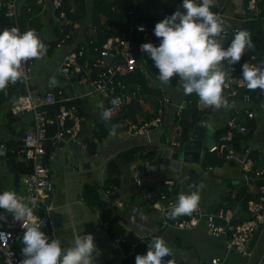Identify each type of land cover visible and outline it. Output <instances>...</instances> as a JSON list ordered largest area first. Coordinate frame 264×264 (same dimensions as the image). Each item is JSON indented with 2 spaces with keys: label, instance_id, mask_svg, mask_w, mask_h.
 Returning a JSON list of instances; mask_svg holds the SVG:
<instances>
[{
  "label": "built area",
  "instance_id": "built-area-1",
  "mask_svg": "<svg viewBox=\"0 0 264 264\" xmlns=\"http://www.w3.org/2000/svg\"><path fill=\"white\" fill-rule=\"evenodd\" d=\"M44 1L37 0L40 5H44ZM259 2L260 0H248L247 10L258 14L260 11ZM18 3L19 0H0V9L6 8L5 15L7 18L13 20L12 27H17L21 32L18 22ZM62 5L63 0H53L54 9L58 10L62 8ZM134 12L135 7L130 9L129 14L134 15ZM172 14L174 13H169L167 17ZM66 18V12L61 10L58 14V19L61 21L59 25L60 30L56 38V45L58 47L69 43V40L72 42V34L66 32L64 24ZM163 19L165 18L158 19L149 24L133 16L126 29L119 35L108 37L102 43L97 38V28L92 27L93 36L86 39L84 44L77 45L65 56L61 67L64 75L75 74L81 85L87 88L92 87L93 92L99 95L102 107L112 109V116L123 117L129 104L144 103L146 100L147 95L145 92L143 93L142 85L140 83H130L128 79L137 72L143 74L147 79L151 75V59L146 53L141 51V45L152 43L155 46H159L161 41L155 36L154 29L155 25ZM12 27H9L5 20H0V33ZM140 28H143V31ZM238 30H240L239 27H228L227 35L224 39L231 34H235ZM224 47L226 49L228 46L224 45ZM247 55L250 58L256 57L255 53L247 50L242 56L245 59L241 61V66L244 63L258 66L255 61L248 60ZM152 63L154 62L152 61ZM34 64L35 59L27 62L24 66L26 78L16 83L21 86V92L16 103L12 106V113L14 115H24L27 111H33L35 120L31 128L25 131L20 143L13 146L1 144V147L19 159L32 163V170L21 174L19 181L26 185L28 192L27 202L29 206L34 205V218L38 225L42 227L51 225L55 209L51 196L55 190V184L49 165L54 157L53 153H48L49 142L53 148H62V142L76 143L79 141L83 118L78 114L75 105L69 107L65 104L78 98L75 94L67 95L64 88H51L43 95H39L37 90L31 88V73ZM233 66L228 63H224L223 65V70L230 77L228 86L224 88L226 97L230 105L234 106L233 110L235 113L241 112L235 106L240 101L245 104L244 113L246 118L255 119L256 112L251 105L254 94L258 89L249 91L242 79V70L234 73ZM172 81L180 80L178 76H174ZM11 86L13 84H9L7 89L4 90L6 95H8ZM240 96H242V100H239ZM114 98H119V105L111 103ZM157 100L160 106L157 109L156 115L148 121L128 123V133L133 135H149L153 128L161 126L165 114L163 105L172 103V99L170 96L164 95ZM57 104H60L59 111L55 115H49L48 109ZM182 107V105L179 106L180 111ZM69 121L71 122L70 124ZM200 123L206 127L208 125L204 120ZM51 125L57 126L53 135H49V126ZM228 125L235 130L236 134L238 133L243 136H246L251 131L245 122L230 120ZM178 129L181 128L179 127ZM213 135L215 143L212 147L206 149L207 153L237 163L243 173L245 184L247 186H256L257 196L247 201L249 218L235 223L233 222L234 210L232 208H220L214 211L205 209L198 204L197 209L192 213L190 218L169 219L163 214V226L192 230L204 225L209 235L216 238L226 237V249L228 251L234 250L244 256H249V243L260 225L263 226L262 233H264V164L262 166L259 165L260 162L264 163V148L254 147L251 140H242L241 148L237 149L233 134L216 136L213 130ZM94 142L97 143L98 140ZM177 144L175 141L172 142L174 147ZM87 148V144H84L83 149L87 150ZM253 152H256V157L252 156ZM47 156L48 159L46 158ZM209 169H212V166H209ZM136 184L143 188L146 199L153 201L151 203L152 207H156L159 204L164 209V213L178 200L173 193L175 186L173 179L166 181L168 190L160 192L157 199H154L153 192L145 188L142 177H137ZM120 204H123V202ZM108 226V223L104 224L105 228H108ZM24 231L21 222L15 220L13 225L11 222L9 228H0V233L10 234V238L0 239V261L3 264H21L24 257L15 250L14 245L20 233ZM154 237H157L156 234L150 232L146 237H142L141 241L148 240V247ZM210 263L224 264L220 257L212 258ZM256 264H264V254Z\"/></svg>",
  "mask_w": 264,
  "mask_h": 264
},
{
  "label": "crops",
  "instance_id": "crops-1",
  "mask_svg": "<svg viewBox=\"0 0 264 264\" xmlns=\"http://www.w3.org/2000/svg\"><path fill=\"white\" fill-rule=\"evenodd\" d=\"M125 1H129V0H124L123 2ZM261 1L262 0H260V2ZM22 6L23 5L20 4L19 13L22 10ZM213 6L217 7L215 14L224 18V21L228 25H230V27H239L240 30H246L249 33H251L253 44L257 40L264 41V33H263L264 5L263 6L260 5V11L258 14L248 11L247 4L245 3L244 0H214ZM40 8L41 10L38 14V24H37L39 25V27L36 31L35 30L34 31L36 33H39L42 32L43 29H46L47 31L46 33L48 35L49 33H51L50 35H53V37L50 40L46 39V37L48 36L42 37L43 42L46 41L45 43L48 44L47 48H48V52L50 53L53 50V48L50 46V43L56 42V38L59 35V31L56 33L54 27L59 28L61 21L58 19V14L62 10V8L58 10L54 9L53 0H45L44 5H41ZM171 9H167V10H171ZM167 10L156 15L161 17L167 13ZM90 19H91L90 13H88L86 21H84L83 23L82 22L74 23V27L77 28L78 32L74 34V36L72 37V42H69L61 47L57 46V48L62 49L60 53L61 56L59 62L60 66L58 64V66L55 68V71H57L60 76V81H61L60 84L55 83L54 85H50L51 80H46L47 86L44 91L38 90L36 85L35 87H32L31 85V88L33 90H37L39 95H43L47 90L51 88H64L67 95L75 94L76 96H78V98L67 102L70 105L65 103L69 107L75 105L77 107L78 114L83 118L82 130L80 133L79 141H77L76 143L75 142L66 143L70 149V151H66V153H70L71 155L74 156V163H77L79 158L78 156L80 153H83L84 155H88V157L92 159V161L83 162L84 164L80 162L79 164L81 170L85 171L86 168H88L87 170L92 172L96 164H99L100 167H104V170H106V172L109 173L108 172L109 163L115 161V159L118 156H120V153H123L124 151L127 150L135 151V154L133 155L129 163L126 162L125 159L119 160L120 184L118 186L116 185L105 186V180L107 177H105L103 182H101V184L98 185V187L93 184L91 185L96 187L99 193H101L100 191L101 188L102 190H105L106 194H108L104 196V198H102V195L100 194V200H99L100 202L97 204V206L94 207V208H98L95 214L99 217L100 220L103 221V227L104 224L107 223L106 221H104L102 215V213H105L107 217L111 216L113 219L117 220V223L125 229L124 233H122L118 229L109 230L108 229L109 226H108V228L104 227L105 230L104 234L93 235L94 238L97 237L103 238L102 242L97 245L98 247L110 246V248H107L104 252H100L101 254L98 257L96 264H108L107 260L103 257V255L109 253H115V252H118L116 255L115 264H121L122 261L126 258V256L135 253V249L136 252L138 253V251L140 250L138 246L140 242H143V240L141 241L142 237H146V235L150 232L155 233L157 237H162L171 249V255L166 256L164 258L165 263L171 260L173 264H199V263L207 264L210 263L212 258L220 257L223 260L224 264H229L228 253L224 257H221L220 254L215 255V253H217L218 251L211 252L210 254H206L204 252L205 246L201 245L200 240H193V239L182 240L180 238V235L175 232V230H188V229H176L173 227L163 226L162 219H163V214L165 213L160 209H158L157 207H152L151 205L152 202L151 200L146 199L143 188L136 184L137 177L138 176L142 177L145 188L154 193V199H157L160 192L168 190L166 181L170 179H173L175 181L174 191L177 198L181 193L183 194H191L192 192L199 193V190H195L189 181L187 182L186 185L188 189L183 190L182 189L183 186L181 184H178V181L173 177L174 172L180 171L183 168L184 163H188V162H182L178 168L168 166L159 169L158 172L149 174L147 176L144 175V164L150 163L152 161H157L159 157L164 153V151H166L168 148L171 149V155H170L171 158H173L174 160H178V153L179 151L183 150L182 148L184 143H182L181 141V137H180L181 129H178L179 127L181 128V126L180 123L176 121V116L180 111L179 106L180 105L185 106L187 104L185 99H183L185 97V94L183 93V98H181L182 96H180L179 98L176 97V99L174 100L176 102L165 105L164 119L160 127L153 128L149 135H133L127 132L128 123L130 122L141 123L152 119L156 115L157 109L160 106L159 103L157 102L158 90L166 91L167 93L165 95H168L170 97L171 95L169 93H173L170 85L161 84V82L158 79V74H155L153 71L148 78V84L151 86V88H153V90H151L148 93H145L147 96L145 98L146 100L144 103L129 104L127 106V109L125 110V113L123 114V117L111 116L110 121H105L101 117V113L105 110V108L102 107L100 104L99 95L97 94L98 96L97 98H95L96 93H94L93 90H91V87L87 88L81 85L78 82V77L75 74L71 73L70 75H64L61 67L65 56L77 45L84 44L86 39L93 36L92 27H96V26L91 23ZM5 22L9 27H12L13 24L12 19L7 18ZM102 22H104V18L102 19ZM69 23H70V19L67 20L66 18V22H64L65 27L69 25ZM45 26H47L48 28H45ZM234 35L235 34H231L226 39H224V45L229 46L231 44L232 39L234 38ZM249 51L255 53V47L253 49H249ZM49 75L50 72H48L47 77ZM18 87L19 84L11 86L9 88L10 90L9 96H7L4 93V96L7 98L4 101V104L10 106L8 116L11 118V120L18 118L17 117L18 115H14L12 113V106L16 103L17 98L21 92V88ZM78 88H82L84 92L77 91ZM180 88H182V86ZM180 91H182V89ZM223 94L226 97V92L224 90H223ZM262 103H264V92L258 89V91H256L254 94V99L251 105L256 112V122H257L256 130L258 129L257 131L260 130V122L264 120V118H260V116L257 114L256 111V109L258 108L257 106ZM235 106L241 112L235 113V111L233 110L234 106H231L229 103V106L227 107L229 109V114L227 115H222L223 112L222 109L217 110L214 107H210L204 119V121L208 123L207 127H212L216 133L217 129L226 125L230 120H235L237 122H245L246 121V115L244 113L245 104L239 101ZM198 107L200 109L208 108L204 106L202 103H198ZM99 108L103 110L98 112ZM52 109H54V107L48 109V113L51 116L55 115L59 110L58 108H55L54 110ZM10 112L12 113V116L9 114ZM70 123L71 122L69 121V124ZM113 125L116 126L115 128L116 134L114 136L110 135V131H112ZM197 125H201V123L199 122L197 123ZM95 132H98L104 136V141L102 142V144L106 142L105 143L106 145L99 147L98 144L96 153L94 155H91L87 150L83 149V145L87 144V141H96L99 139L97 136H95ZM255 132L251 138V143L254 147H261L254 144ZM24 133L25 131L22 133L20 139L12 140L11 142L13 144L19 142L23 138ZM212 136L214 137V135ZM260 139L264 141V134L260 137ZM174 141L178 143L176 147L172 145V142ZM8 143L9 142H7V146H9ZM63 144L65 143L62 142V145ZM55 151L56 149L54 148V151L51 152L53 153V156ZM153 151L158 152V156L155 158V160L149 158L150 157L149 153ZM7 153L0 155V193H3L4 191H12L17 193V195L19 196L20 189L17 186V184L19 185L20 182L19 179L16 177L14 183L12 177L8 176L5 173L1 165L2 160L8 159ZM175 153H177L176 158H175ZM206 155H208L207 151H203L200 157V161H199L200 163L201 162L202 164L204 163V159L206 158ZM211 155L215 156L213 154ZM188 164H191V162H189ZM223 164L219 166L223 167ZM263 164L264 163L262 162L259 163L260 166H262ZM210 165L216 167V165L218 164L209 163V165L206 168L209 169L208 167ZM233 166H236L238 168V173L236 174L224 173L223 175L217 176L214 174L215 168L210 170L212 171V178L215 180V185L218 186L223 185L226 188L221 193L220 200L211 202L212 198L209 197V199L205 201V197H204V201H202L200 198L198 204L203 206L205 209L214 210L216 209L217 206L221 204V201L225 196L231 195L232 199H235V195L239 190V187L240 186L243 187L245 181L240 166L237 163H235ZM154 169L156 168L154 167ZM117 174L118 171L115 172L116 176H118ZM193 178L197 179L195 173L191 172L189 174L188 180L190 179L193 180ZM247 191H248L247 193L251 195V197H256L258 194L255 185L247 186ZM80 197L85 202L83 195H81ZM53 201H54V194H53ZM146 201L149 202L146 203ZM121 202H123V204H120ZM239 203L240 202H236L235 206L227 207V208H232L234 210V219H236L237 222L249 218L247 208H242V206ZM221 208H226V206L224 205ZM4 211H5L4 209H0V222H2V226H4ZM10 215L12 218L11 222L13 225L14 218L12 214ZM142 215L146 217V219H142L141 218ZM2 226H0V228ZM201 226L204 227V225ZM201 226L198 227L197 229L195 228L193 230H189L190 233H192V235H200L202 231H205L204 230L205 228L203 229ZM194 230L196 231L193 232ZM205 232H206V236L208 235L207 237L210 238L209 236L211 235H209L207 231ZM78 233L79 234H77L76 236L78 235L82 236L85 234L79 231ZM53 235H54V231H53ZM211 238H214L211 240L215 246L221 245L226 249L225 236L219 238L212 236ZM260 239H262L263 242L256 252L254 250L256 247L255 245L254 249L252 250L249 256L243 255L244 257H247L246 262L233 260L232 264H256V262L259 259H261L264 254V233L261 234L258 241ZM188 241L196 242L197 244L192 243L185 245V243H187ZM73 244L74 241L72 242L66 241L63 242L62 247H69ZM147 248L148 247L146 246V249L144 250V255H146L148 251ZM202 255H205V257H203Z\"/></svg>",
  "mask_w": 264,
  "mask_h": 264
},
{
  "label": "clouds",
  "instance_id": "clouds-1",
  "mask_svg": "<svg viewBox=\"0 0 264 264\" xmlns=\"http://www.w3.org/2000/svg\"><path fill=\"white\" fill-rule=\"evenodd\" d=\"M213 5L214 0H183L184 11L178 10L155 25L154 34L161 41L159 46L144 43L141 51L159 70L161 84L169 85L173 77L178 76L185 95L195 93L204 106L219 110L229 106L223 94L230 82L228 73L223 70L224 63H238L245 52L255 45L251 33L238 30L225 49L224 38L230 25L210 10ZM140 30L143 31V28ZM47 52V46L34 30L21 34L17 27H12L0 33V91L26 78L24 66L27 62L43 59ZM242 79L249 91L260 89L264 92V66L244 63ZM55 83L53 78L50 85ZM111 103L119 105L120 100L114 98ZM111 116L112 109L101 113L105 121H110ZM115 128L113 125L110 135L116 134ZM199 200L198 192L181 193L165 215L169 219L191 215L197 209ZM33 207L15 192L0 193V209L12 214L25 230L21 264H96L101 253L92 234L78 235L72 246L62 247L58 239L50 240L41 230L34 218ZM156 207L164 211L159 204ZM141 218L146 219L143 215ZM4 238H10V234L0 233V239ZM169 255L171 249L166 241L162 237H154L146 255L138 254L135 261L136 264H165L164 258ZM166 264L173 262L169 260Z\"/></svg>",
  "mask_w": 264,
  "mask_h": 264
},
{
  "label": "rangeland",
  "instance_id": "rangeland-1",
  "mask_svg": "<svg viewBox=\"0 0 264 264\" xmlns=\"http://www.w3.org/2000/svg\"><path fill=\"white\" fill-rule=\"evenodd\" d=\"M124 0H116L115 6L117 8L123 7ZM135 4H139L140 10L142 12H148L151 14H159L161 12L166 11L167 9H174V11H184L182 8L183 0H135ZM216 6L211 7V11L214 13L216 12ZM45 28H48L45 26ZM46 29H43L42 32L37 33L39 37L43 41V36L46 37L47 40H50L53 35H49L46 33ZM264 33V32H263ZM62 49L61 48H53V50L49 53L47 52L46 56H44L43 59L35 60V64L33 66V71L31 73V85L32 87L37 86L38 90L44 91L46 89L47 83L46 80H51L55 78L56 84H60V76L57 71H55V68L58 66L60 62V53ZM143 63V62H142ZM154 64H151V70L152 72L154 70ZM60 66V64H59ZM48 72H50V75L47 77ZM63 75V74H62ZM53 77V78H52ZM48 78V79H47ZM148 80V79H147ZM21 87V86H19ZM173 93H169L171 95V99H173V102L180 96L183 98V88H180L181 85L178 86H170ZM93 88L91 87V90ZM182 89V91H180ZM77 91L84 92L82 88H78ZM5 91H0V153H7V150L5 148L1 147V144L7 145V142L20 139L21 135L24 131L31 128L33 125V122L35 120V114L34 112L27 111L23 114L18 115L16 119L11 120V118L8 116V112L10 109L9 105H5L4 101L7 99L4 96ZM178 94V95H177ZM97 94L95 95V98H97ZM256 109L257 114L260 116V118H264V103L259 104ZM223 110L222 115L229 114L228 108H221ZM41 110V109H40ZM103 109L99 108V111H102ZM258 130V129H257ZM255 132V140L254 144L257 146H261L264 148V141L260 139V137L264 134V120L260 122V130ZM116 137V136H115ZM114 137V138H115ZM106 143V142H105ZM99 143V147L105 146L106 144ZM56 151L54 153V159L50 163V167L52 170V174L54 177V184H55V191H54V201L53 204L55 206L54 213L52 216L51 226L54 229V237H52L47 229V227L42 226L41 230L46 233V235L51 239H58L61 242V245L63 242L74 241L75 237L79 232H83L85 234H104L105 230L103 227V221L99 219V217L93 213L90 208L85 204V202L81 199V195L86 194L85 189L86 186H91L92 184L97 186L103 182L105 177H107L108 173L106 170H104V167H100L99 164H96L95 168H93V171L90 172L86 168L85 171L80 169V162L84 164L83 162H89L92 161L88 157V155H84L83 153L79 154V158L77 163H74V156L70 153H66V151H70L69 146L65 143L62 145V148L58 147L55 148ZM54 151V148H53ZM1 165L5 171V173L12 177L13 182L15 183V174L10 171L8 167L7 160L4 159L1 162ZM212 166V165H210ZM209 168V167H208ZM215 168L214 174L219 176L225 174H231V173H238V168L236 166L231 165L229 162H226L223 164V167L216 165L212 166V169ZM221 168V169H220ZM212 169H207L202 162L198 163H184L183 168L180 171H176L173 174V177L178 181V184H181L183 186V190L188 189L186 187L187 182L189 181L192 187L195 190H199L200 198L202 201H207L209 197H211L212 201H218L220 200L221 193L225 190V186H218L215 185V180L212 178ZM193 172L195 173L196 178H193V180H188L189 174ZM223 172V173H222ZM222 173V174H221ZM202 185V187H201ZM17 186L20 189V197H23L25 201L28 197L27 187L24 183L21 181L19 182V185ZM102 198L104 196L108 195L106 194L105 190H102L100 188ZM214 192V193H213ZM209 204V203H206ZM142 212V211H140ZM0 226H2V222H0ZM3 227V226H2ZM1 227V228H2ZM200 227V226H199ZM203 229L205 227L201 226ZM198 228V227H197ZM196 228V229H197ZM193 230V229H192ZM206 231V229H204ZM194 230L193 232H195ZM202 231L200 235H192L189 230H175L177 234L180 235V238L182 240H200L201 245L205 246V253L210 254L211 252H217L216 254H220L221 257L226 256V254H229L228 263L232 264L233 260L236 261H247V257H244L240 253L236 251H228L225 249V247L218 245L215 246L212 242L211 238L212 236H209L208 238L206 236V232ZM24 232L20 233V236L14 245L15 250L22 254L20 251L23 247L22 244V237ZM218 240V239H215ZM262 239L258 241L255 247V252L259 249L260 245H262ZM149 243L148 240H145L143 242H140L139 248L140 250L138 253L132 254V259L135 261L136 256L144 255V250L146 249L147 244ZM197 244L196 242L188 241L185 243L187 244ZM174 246V245H173ZM207 250V251H206ZM118 252L115 253H109L106 255H103V257L107 260L108 264H115L116 263V255ZM205 257V255H202ZM210 258V257H209ZM0 264H3L0 262Z\"/></svg>",
  "mask_w": 264,
  "mask_h": 264
},
{
  "label": "trees",
  "instance_id": "trees-1",
  "mask_svg": "<svg viewBox=\"0 0 264 264\" xmlns=\"http://www.w3.org/2000/svg\"><path fill=\"white\" fill-rule=\"evenodd\" d=\"M244 1L247 4L248 0H244ZM115 2L116 0H63L62 10L66 12L67 20L70 19L69 25L66 26V32H70L71 34H73L72 36H74V34L78 32L77 28L74 27V23L76 22L83 23L84 21H86L88 13H90V17H91L90 21L93 25L96 26L98 30L97 38L100 41V43H102L108 37L113 36V35H119L124 29H126V26L130 23L133 16L138 17L139 20L145 21L146 23L152 24L158 19L166 18L169 13H175V11L171 9V10H167V13L165 15L159 17L156 14H151L149 12H142L140 10L139 4L137 5L135 4V0L125 1L122 8H117L115 6ZM20 4L23 6L18 16V22H19L22 34L28 30L36 31L39 27V25L37 24H38V14L41 10L40 8L41 5L38 4L37 0H19V3H18L19 9H20L19 7ZM259 4L263 6L264 0L259 2ZM133 7H135L134 15H130L129 11ZM5 12H6V8L0 9V20L1 19L5 21L7 20ZM103 18H104V22H102ZM222 19L224 20V18ZM54 30L57 33L59 31V28L54 27ZM45 42L46 41H44V43ZM69 42L71 41L69 40ZM45 45L48 47L47 43H45ZM254 45H255L256 57L250 58V56L247 55V59L251 61H255L258 66H261V65L264 66V41L257 40L256 42H254ZM50 46L52 48L57 47L56 42L50 43ZM244 59L245 58H241V60L238 63L234 64L233 66L234 73L240 72L242 70L241 61H244ZM151 64H154V63H152L151 61ZM153 66H154L155 74H159V70L155 67V65ZM128 81L130 83H140L142 85L143 93L144 92L148 93L151 90H153V88H151V86L148 84L147 78L140 72H137L134 75H132L131 78L128 79ZM179 83L180 81H171L169 85L175 87ZM9 93L7 96H9ZM166 93H167L166 91L158 90L157 96L158 98H160V97H163ZM183 99H185L187 104L183 106L181 111L177 114L176 121H178L181 126V132H180L181 141L182 143H186L190 140L193 129L197 125V123L205 119L206 113L208 112L210 107L206 109H200L198 107L199 97L195 93H193L192 95H185ZM239 100H242V96L239 97ZM67 104L70 105L69 103ZM168 104H171V103H168ZM165 105L166 104H164L163 107H165ZM52 107H54V109L55 108L59 109L60 104H57ZM9 114L12 116L11 112ZM245 123L251 129L249 134H246V136H243L238 133L236 134L235 130L232 129L228 125V123L222 126L221 128L217 129L215 134L216 136H220L223 134H233L235 145L237 149H240L242 146L241 145L242 140L250 141L257 128L256 118L255 119L246 118ZM56 128H57L56 125L49 126V135H53ZM95 136L99 138L97 143L94 141H87V144H88L87 151L91 155H94L96 153L98 144L104 141V136L102 134L95 132ZM20 142L21 140L15 144H18ZM8 145L13 146L14 144L11 141H9ZM52 151H53V146L49 144L48 153H51ZM134 154H135L134 150L124 151L123 153H120V156H118L115 159V161H112L109 163V166H108L109 173L105 180V186H109V185L118 186L120 184L119 160L125 159V161L129 163V161L131 160ZM149 155H150L149 158L155 160V158L158 156V152L153 151L149 153ZM252 156L256 157V152H253ZM176 157H177V153H175V158ZM7 158H8L7 161H8L10 170L16 175L18 179L21 174L30 172L33 168L31 162L23 161L19 159L17 156L11 154L9 151L7 153ZM46 158L48 159V156ZM226 162H229L232 165L235 164L234 161H228L223 158L221 159L217 157L216 155L212 156L211 154H208L206 155V158L204 159L203 165L207 167L209 163H217L218 165H221ZM116 171H118V174H117L118 176L115 175ZM85 192H86V195H83V198L85 199L87 206L90 208V210L93 213H96L98 208H94V207L97 206V204L100 202L99 200H100L101 193H99L98 189L94 186H86ZM247 192L248 191H247L246 184H244L243 187L240 186L239 190L237 191L235 195V199H232L231 195L225 196L222 199L221 204L217 206L216 209H214V211H217L224 205L226 206V208L235 206L236 202H240L239 204L242 206V208H247V201L248 199L252 198L251 195H249ZM173 193L175 195V191H173ZM147 202L149 201H146V203ZM151 202L153 201L151 200ZM102 215H103L104 221H106L109 224V228H108L109 230L118 229L119 231L124 233L125 229L117 223V220L113 219L111 216L107 217L105 213H102ZM191 215H182L176 219L190 218ZM233 222H237L236 219H234ZM135 253H137L136 249H135ZM121 264H136V261L132 260V254H131L129 256H126V258L122 261ZM207 264H211V263H207Z\"/></svg>",
  "mask_w": 264,
  "mask_h": 264
},
{
  "label": "water",
  "instance_id": "water-1",
  "mask_svg": "<svg viewBox=\"0 0 264 264\" xmlns=\"http://www.w3.org/2000/svg\"><path fill=\"white\" fill-rule=\"evenodd\" d=\"M262 66V65H261ZM213 135V128L212 127H205L202 125H196L193 129V133L191 136V139L186 142L183 145V150L179 151L178 153V160H174L171 158V149H167L164 151V153L159 157L157 161H152L150 163L144 164V175L147 176L149 174L158 172L159 169L172 166L174 168H178L182 162H191V163H198L200 161V157L202 154L203 149H208L209 147H212L215 143V138ZM154 167L156 169H154ZM154 169V170H153ZM53 198V193H52ZM11 226V215L10 213L4 211V228H9ZM48 231L52 237L53 235V229L51 225L49 224L47 226ZM263 226L260 225L255 233L253 234V237L249 243L248 247V253H251L254 249L256 243L258 242V239L260 238L262 234ZM103 240L102 237L94 238V243L98 245ZM72 246V245H71ZM70 247V246H69ZM107 248V246H100L98 249L100 252H104Z\"/></svg>",
  "mask_w": 264,
  "mask_h": 264
},
{
  "label": "bare ground",
  "instance_id": "bare-ground-1",
  "mask_svg": "<svg viewBox=\"0 0 264 264\" xmlns=\"http://www.w3.org/2000/svg\"><path fill=\"white\" fill-rule=\"evenodd\" d=\"M244 203H245V202H244ZM244 203H243V204H244ZM243 218H244V217H243ZM243 218H242V219H243ZM222 237H223V236H222ZM199 264H201V263H199Z\"/></svg>",
  "mask_w": 264,
  "mask_h": 264
}]
</instances>
